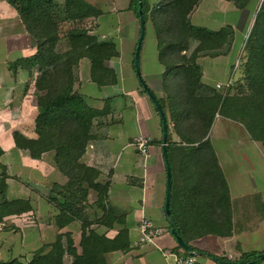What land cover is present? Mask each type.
<instances>
[{
    "label": "trees",
    "instance_id": "trees-1",
    "mask_svg": "<svg viewBox=\"0 0 264 264\" xmlns=\"http://www.w3.org/2000/svg\"><path fill=\"white\" fill-rule=\"evenodd\" d=\"M31 36L35 52L26 65L36 69L37 114L33 135L13 133L17 147L25 148L33 158L53 151L57 169L66 177L63 184L52 183L46 200L56 209L54 224L58 229L53 241L34 249L29 258L14 256L0 259V264H107L105 254L129 246L128 230L120 228L112 235L92 225L113 226L115 211L107 206L110 186L100 181V171L81 161L88 142L111 113L113 95L96 98L76 89L78 62L90 61L89 78L97 87L114 85L115 71L104 64L118 57L117 43L101 39L86 23L101 11L88 0H9ZM243 10L253 0H225ZM199 0H141L145 24L150 21L156 41L162 75L174 73L175 92L163 82L164 97L172 131L167 134L168 160L175 152L179 163L172 173L170 212L185 242L204 234H232L231 203L226 180L218 163L208 133L214 118L220 115L241 123L264 150V0L259 3L239 56V72L223 92L201 80L202 67L197 59L227 54L234 40V29L225 25L210 29L195 25L190 14ZM138 19L137 0L127 6ZM187 54L186 51L190 49ZM165 81V80H164ZM144 90V89H143ZM170 164V163H169ZM179 174L182 185H175ZM109 177V176H108ZM4 183L0 182V188ZM94 199L89 204V192ZM182 196L181 208L189 213L191 227L179 220L173 209L175 197ZM32 210L28 199L0 203L3 214ZM73 221L80 226L79 251L69 230ZM258 252L243 254V259L258 264ZM69 255L70 259H66ZM213 256V254H209ZM68 257V256H67ZM219 257V256H218ZM221 258V257H219Z\"/></svg>",
    "mask_w": 264,
    "mask_h": 264
},
{
    "label": "crops",
    "instance_id": "crops-1",
    "mask_svg": "<svg viewBox=\"0 0 264 264\" xmlns=\"http://www.w3.org/2000/svg\"><path fill=\"white\" fill-rule=\"evenodd\" d=\"M127 1L125 9L130 19L132 34L126 42L123 61L119 60L122 56L119 47L118 57L104 61L106 66L115 71L116 83L97 88L89 78L90 61L84 57L78 62V79L74 86L83 94L96 98L113 95L111 113L103 120L104 123L97 131V137L88 142L81 157L84 164L96 167L100 171V181L109 178L110 186L106 204L115 211L111 228L96 224L92 227L111 235L120 228L128 230L129 246L106 253L107 264H175L173 253L177 251L179 245L170 233V225L163 207L166 171L161 154V118L148 94L141 93L140 87L142 86L135 79L133 60L139 22L133 12L127 8L130 0ZM199 4L200 1L191 12L190 20L192 18L196 21L203 19L197 10ZM90 19H93L98 28L99 15ZM94 33L98 34L101 39H110L105 32ZM114 41L117 43L116 40ZM151 42L153 46L145 50L141 47L140 54L155 53V70L159 76L158 90L146 84L157 99L163 100L165 93L162 72L164 68L158 60L153 32ZM34 52L33 40L26 32L17 11L9 0H0V182L4 183L3 188H0V203L14 199L26 202L28 199L32 205V210L28 212L24 210L19 213L2 215L0 221V259L2 260H8L14 256L25 259L26 247L32 248L30 249L32 252L42 244L53 241L58 232L54 224L57 211L53 204L41 194L47 193L50 184H63L66 181V177L55 165L53 151H45L40 157L33 158L27 149L17 147L13 139V133L16 131L26 135V127L31 130L27 133L28 136L33 135L34 119L37 114L34 87L36 69L32 64L26 65V58L30 59ZM217 65L219 67L217 70H206L201 66V80L204 84L214 86L216 83L228 80L229 64L222 67L223 69L220 67L222 65L220 62ZM88 86L97 89L102 94L96 96L92 89L88 91ZM160 105L167 121V133L171 134V139L177 140L178 137L171 129L168 111L163 107V103ZM220 117L223 118L219 115L215 117L209 133L210 139L218 133L229 134L231 130L227 119L222 120ZM242 131V138L229 145L233 151L231 154L233 160L231 164L226 165L227 171L212 144L228 186L232 234L226 237L204 234L191 238L188 243L194 249L206 251L222 259L247 262L249 259L245 260L241 257L243 254L264 251V234L261 230L264 222L262 211L264 189L255 190L249 184L250 177L240 174L243 170L255 168L254 161L252 163L246 148H250L251 142L259 144L250 138L246 130ZM137 135L150 138L145 155L140 154L131 144ZM256 147L260 151L264 165V157L261 154L262 146L259 144ZM171 156L169 163L171 165L173 162L176 168V163L179 161L175 152ZM237 171L239 175H234L233 173ZM175 185H182L178 173L175 176ZM26 188L31 194L26 192ZM93 199L94 197L89 198L88 195L89 204ZM181 200L182 196L179 193L175 197L173 209L177 212L179 220L184 221L187 228H190L192 219L189 213H184L182 210ZM142 217L149 218L163 230L151 244L137 243L138 223ZM75 225L78 226L79 231L77 240L73 232ZM65 229L71 232L78 252L79 223L73 221ZM67 256L69 260L70 257ZM198 259L203 264H217L210 256H200ZM258 264H264V259H260Z\"/></svg>",
    "mask_w": 264,
    "mask_h": 264
},
{
    "label": "rangeland",
    "instance_id": "rangeland-1",
    "mask_svg": "<svg viewBox=\"0 0 264 264\" xmlns=\"http://www.w3.org/2000/svg\"><path fill=\"white\" fill-rule=\"evenodd\" d=\"M89 1L95 4V6L101 11V14L99 15L98 28H96L95 26L96 23L93 22V19L87 20L89 21V23L87 22L86 24L88 26H91L90 27L92 28L91 32L93 33L94 32H99V33L105 32V34L109 36L110 39H114L117 41L118 43L117 46L122 51V56L120 57L121 59H119L120 62H122L124 51L126 49V42L132 34V27L130 24V19L128 18L127 10L125 9L127 0H89ZM199 1H200V4L198 5L197 10L199 14L203 17V19L201 21H196L194 18H192L191 21L193 24L204 26L210 29H219L220 27L225 26V25H230L235 28H233L234 29V40L232 43V47H231V50L227 54L218 55L219 57L218 56H214V57L203 56V57H199L197 61L200 62L201 66L206 70L219 69L217 65L219 62L222 64L220 65L221 68L229 64L228 66L229 70L227 71L228 76H229L228 78H231L233 82L234 77L239 72V56H240L241 49L243 47V43L247 37V33L253 21V17L255 15V12L261 0H253L248 5V7L243 10L237 9L236 7L232 5V3L225 1V0H199ZM149 3L154 4L156 2H154L153 0H149ZM152 32H153L152 25L150 21H148L147 24H145V32H144V36L142 40L141 47L143 48V50L153 46L151 42ZM137 39H136V42H137ZM192 47L193 45H191L190 49L186 51L187 54L190 52ZM139 64H140V73H141L142 79L145 80L146 81L145 83H148V85L152 89L158 90L157 85L159 83V76L157 74V71L155 70V67H156L155 53L153 54L149 52L147 55H143V54L141 55L139 53ZM134 74H135V71H134ZM135 79L139 83L136 74H135ZM162 79H163L162 83L163 82L167 83L168 88L172 90L173 92H175L176 79H175L174 73H169L166 76L162 75ZM91 89L92 87L88 86V91ZM92 91L95 93L96 96L102 94L100 91L94 88L92 89ZM140 91L141 93L145 92V90H143L142 87H140ZM163 105H164L163 107L168 111L165 101L163 102ZM223 118L220 117V119L222 120ZM225 119H227L228 124L231 126L230 128L231 130H229V134L221 135L218 133L214 138L212 137V139H210L209 137L210 131H209L208 139L211 140L210 141L211 144H214V147L216 148L218 152L219 159L223 163L225 171H227L226 165L227 164L229 165V163L231 164L233 160V157L231 155L233 151H231L232 149L229 145L230 143H234L238 141L239 138H242L241 136L243 133L242 130L243 129L246 130V129L241 123L237 121L231 120L229 118H225ZM171 129H172V126H171ZM30 131H31L30 128L26 127V135H28L27 133H30ZM255 142L260 144V142L258 141H255ZM250 144H251L250 148H246V151L251 156L250 159L252 163L254 161L253 164L255 168L254 169L250 168L249 170H246V171L243 170L240 172V174L248 178L250 177L249 184L253 186L255 190L257 189L261 191V189H264L263 158L260 155V151L258 147H256V146H259V144H256L253 142H251ZM261 154L264 157L263 149L261 151ZM28 158L30 159L29 156ZM171 167H172V173L174 175L175 166L173 162L171 163ZM173 167H174V171H173ZM235 167H236V164H235ZM245 167H247V165H245ZM238 173L239 171H237L236 173L234 172L233 174L239 175ZM51 185L52 184H50V187ZM26 192L31 194L27 188H26ZM93 197H95L94 192L90 191L89 198H93ZM262 211L264 212V207H262ZM261 228H262L261 229L262 234H264V222L262 223ZM73 232H74V237L77 240L78 234H79L77 225H75V229L73 230ZM30 249L32 248L26 247V258H28L32 253ZM66 259H68L67 255H66Z\"/></svg>",
    "mask_w": 264,
    "mask_h": 264
},
{
    "label": "water",
    "instance_id": "water-1",
    "mask_svg": "<svg viewBox=\"0 0 264 264\" xmlns=\"http://www.w3.org/2000/svg\"><path fill=\"white\" fill-rule=\"evenodd\" d=\"M138 5H139V10H138V22H139V33H138V39L135 45L134 49V60H133V65H134V71L135 74L138 78V81L142 88L145 90V92L148 94L154 105L156 106L159 116L161 118V124H162V146H161V154H162V159L166 171V183H165V197H164V212L166 215V218L168 220V223L170 225V233L173 235L175 238L177 244L179 247L183 248L189 255L195 256V257H200V256H209V253L203 250H198L194 249L193 246H191L189 243L185 242L182 237L179 234L177 225L175 223L174 217L172 216L170 212V197H171V186H172V178H171V170H170V164L168 160V155H167V121L165 118V114L161 108V105L156 98L155 94L153 91L147 86L145 81L142 79L141 73H140V64H139V53L141 49V44L145 32V21H144V16L143 12L141 10V0H137ZM257 257L261 260L264 259V251L260 252L257 254ZM210 258L216 262L217 264H253V260H249L245 262L244 260H238V261H233V260H226L219 258L216 255L210 256Z\"/></svg>",
    "mask_w": 264,
    "mask_h": 264
},
{
    "label": "built area",
    "instance_id": "built-area-1",
    "mask_svg": "<svg viewBox=\"0 0 264 264\" xmlns=\"http://www.w3.org/2000/svg\"><path fill=\"white\" fill-rule=\"evenodd\" d=\"M232 83L231 78H228L223 83H216L215 87L222 92L230 86ZM217 116V114H216ZM150 138L144 135H137L132 141V145L139 151L140 154L145 155ZM139 236L137 243L139 244H151L154 242L157 236L162 233V228L156 226L149 218L142 217L138 223ZM175 264H203L195 256L189 255L183 248L179 247L177 251L173 253Z\"/></svg>",
    "mask_w": 264,
    "mask_h": 264
}]
</instances>
